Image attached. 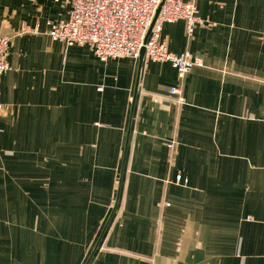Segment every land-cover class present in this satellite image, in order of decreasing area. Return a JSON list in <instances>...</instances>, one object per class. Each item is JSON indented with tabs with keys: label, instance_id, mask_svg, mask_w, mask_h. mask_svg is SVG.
I'll list each match as a JSON object with an SVG mask.
<instances>
[{
	"label": "crops",
	"instance_id": "obj_1",
	"mask_svg": "<svg viewBox=\"0 0 264 264\" xmlns=\"http://www.w3.org/2000/svg\"><path fill=\"white\" fill-rule=\"evenodd\" d=\"M198 7L161 32L204 59L181 77L54 40L67 0H0V264H264V0Z\"/></svg>",
	"mask_w": 264,
	"mask_h": 264
},
{
	"label": "built area",
	"instance_id": "obj_2",
	"mask_svg": "<svg viewBox=\"0 0 264 264\" xmlns=\"http://www.w3.org/2000/svg\"><path fill=\"white\" fill-rule=\"evenodd\" d=\"M59 1V0H55ZM199 0H67L71 9L67 20L49 21V35L65 46L86 45L102 61L131 57L139 59L142 46L146 61H168L183 77L193 67L204 65L202 56L189 51L176 53L161 39L165 23L185 20L189 35L198 26L213 24L203 18L198 7ZM160 14L146 41L145 37L155 18ZM25 31L30 28L26 27ZM33 31H37L34 29ZM12 36L0 32V79L12 66L8 60ZM170 94L176 95L178 103H184L181 85L172 86ZM3 102L0 95V110ZM170 143V147L173 146ZM181 179V176H178Z\"/></svg>",
	"mask_w": 264,
	"mask_h": 264
},
{
	"label": "water",
	"instance_id": "obj_3",
	"mask_svg": "<svg viewBox=\"0 0 264 264\" xmlns=\"http://www.w3.org/2000/svg\"><path fill=\"white\" fill-rule=\"evenodd\" d=\"M161 6H162V5H160L159 8L157 9V12H156L155 18H154V20H153V22H152V24H151V26H150V28H149V30H148V32H147V35H146V37H145V41H144V43H146V41H147V39H148V37H149V35H150L152 29H153V26H154V24H155V22H156V20H157V18H158V16H159V14H160ZM145 51H146V48H145V45H144V46H142L141 51H140V57H139V61H140V69L142 68L143 63H144V55H145ZM137 90H138V84H137V86H136V92H137ZM135 103H136V94H135V97H134V100H133V104H132V115H133V112H134Z\"/></svg>",
	"mask_w": 264,
	"mask_h": 264
},
{
	"label": "rangeland",
	"instance_id": "obj_4",
	"mask_svg": "<svg viewBox=\"0 0 264 264\" xmlns=\"http://www.w3.org/2000/svg\"><path fill=\"white\" fill-rule=\"evenodd\" d=\"M6 253V249L5 246H3L2 244H0V258H2L3 256H5ZM6 258V256H5Z\"/></svg>",
	"mask_w": 264,
	"mask_h": 264
}]
</instances>
